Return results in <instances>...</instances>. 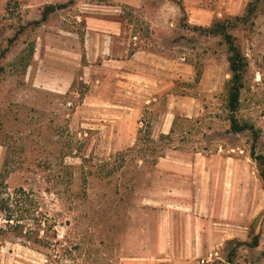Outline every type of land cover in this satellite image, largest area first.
<instances>
[{"label":"rangeland","instance_id":"374dc122","mask_svg":"<svg viewBox=\"0 0 264 264\" xmlns=\"http://www.w3.org/2000/svg\"><path fill=\"white\" fill-rule=\"evenodd\" d=\"M45 1L0 0V172L7 164L6 183L12 190L24 187L41 196L57 235L52 229L42 234L53 243L49 247L6 235L0 242V264L170 263L155 250L157 213L175 207L182 221L215 218L220 209L197 196L178 198L194 204L165 203L166 175L156 165L175 149L211 154L221 146L246 150L248 171L258 184H249L246 204L226 205L232 217L246 210L245 239L228 243L218 254L200 255L198 264H264V168L251 156L254 144L256 154L264 156V60L247 57L235 113L239 128L233 132L227 106L232 79L228 45L221 35L196 30L184 1H176L181 11L173 24L154 30L123 8L127 36L135 21L136 37L157 39L173 50L169 58L194 66L191 82L177 77L170 85L169 78L168 95L145 106L144 93L136 94L126 76L110 75L126 68L108 66L102 75L97 63L87 61L85 7L79 4L109 1L56 0L65 6L43 19ZM255 7L245 22L215 18L231 21L229 32L244 55L254 52L247 40L255 36L257 19L264 20V0ZM213 86L217 89L211 91ZM186 94L198 96L199 114L190 120L179 117L166 138L155 134L167 106ZM245 123L256 132L242 129ZM144 229L150 234L145 236Z\"/></svg>","mask_w":264,"mask_h":264},{"label":"crops","instance_id":"0c3cea01","mask_svg":"<svg viewBox=\"0 0 264 264\" xmlns=\"http://www.w3.org/2000/svg\"><path fill=\"white\" fill-rule=\"evenodd\" d=\"M38 1V0H35ZM64 1V0H57ZM56 0H46V6H57ZM104 3H80L85 7V55L90 64H96L100 73L107 74L108 66L126 68L110 71L115 77L126 76L129 87H135V93H144L143 106L156 102L162 95H168L169 78L181 77L185 82L194 78V66L190 62L181 61L159 40L138 38L135 45L133 28L136 22H131V32L127 36L123 23V8L131 13L139 14L151 30L166 25L176 19L181 7L176 1H184L190 16V22L198 27H210L216 17H243L247 14L248 5L253 0H108ZM255 36L251 40L254 52L246 53V58L264 60V20L257 19ZM154 36V33L152 32ZM138 37V36H137ZM138 48H134V47ZM92 66V65H91ZM120 81L117 80V83ZM139 85L141 90H137ZM217 87H211V91ZM167 106V111L160 117L155 134L169 135L173 133L178 118L192 119L199 114L198 96H181L179 101L173 100ZM264 104V103H263ZM136 104H133L134 107ZM264 121V115L261 116ZM262 121V122H263ZM203 154L189 151L173 150L165 158H161L156 168L166 176L167 200L165 203L194 204L196 201L179 196H197L199 201L219 205L220 211L214 212L215 218L192 217L179 220L176 208L157 213V230L155 233V250L164 253L171 260L167 264H198V257L204 254L218 252L228 243L243 240L247 236V214L231 216L226 211L227 204H246L248 202V186L256 183L248 171L246 150L223 149ZM162 181V180H161ZM258 184V182L256 183ZM164 186L161 184V187ZM162 202V200H159ZM202 203V202H199ZM227 207V208H226ZM216 210V207H215ZM231 220L238 219L237 223ZM145 236L150 234L144 229Z\"/></svg>","mask_w":264,"mask_h":264},{"label":"trees","instance_id":"16d2710c","mask_svg":"<svg viewBox=\"0 0 264 264\" xmlns=\"http://www.w3.org/2000/svg\"><path fill=\"white\" fill-rule=\"evenodd\" d=\"M260 1L262 0H253L250 2L247 14L243 17H236L235 21H247L254 13L256 9L255 6ZM64 6L65 5L46 6L43 19L47 17L49 12ZM216 25L217 28L214 30ZM233 26L231 21L227 19V22L219 23V21H217L211 27L196 26L194 28L200 32L221 35L228 45V60L232 79L228 91L227 106L230 111L229 120L231 121V130L233 132H238L239 127L237 125L235 113L240 107L241 89L243 88L242 72L248 65V59L236 45L234 35L229 32V29ZM242 129H249L256 132L255 127L248 123H245ZM168 136L169 135H163L162 138ZM254 136L256 138L258 135L255 133ZM254 146L255 144L252 146L251 156L259 162L262 168H264V156L257 155ZM6 166L7 164H5L3 171L0 172V216L4 221L3 225H0V242L6 235H12L16 239L23 238L34 244L45 247L51 246L53 243L42 234L52 229L54 234L57 235L55 231L56 221H53L52 218L47 215V212L44 211L42 198L37 192L25 189L24 187H16L13 190L10 188L8 183H6L9 176V171ZM261 176L264 180V169H261Z\"/></svg>","mask_w":264,"mask_h":264},{"label":"built area","instance_id":"2783aa9c","mask_svg":"<svg viewBox=\"0 0 264 264\" xmlns=\"http://www.w3.org/2000/svg\"><path fill=\"white\" fill-rule=\"evenodd\" d=\"M134 41H135V42L139 41V40H138V37H134Z\"/></svg>","mask_w":264,"mask_h":264}]
</instances>
